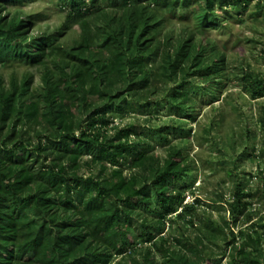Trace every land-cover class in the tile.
<instances>
[{"label": "trees", "instance_id": "1", "mask_svg": "<svg viewBox=\"0 0 264 264\" xmlns=\"http://www.w3.org/2000/svg\"><path fill=\"white\" fill-rule=\"evenodd\" d=\"M66 1L71 15L80 17L86 4L93 6L98 0ZM103 1L119 14L104 13L94 35H90L88 22L82 20L78 54L60 59L57 54L61 48L53 35L29 37L28 30L34 24L30 15L22 17L18 8H13V16L3 15L21 0H0V63L38 65L45 86L28 93L30 74L20 79L11 76L7 87L0 76V132L17 118L29 121L28 130L39 126L45 134V143L39 139L35 149H29L30 140L24 138L28 131L16 136L15 125L5 138L0 135V264H108L113 255L125 254L137 241H153L162 232L167 216H181L177 211L188 187L191 162L177 145L169 144L160 159L153 154L147 137L138 139V126L103 137L92 135L87 128L106 124L101 116L110 106L126 109L131 105L126 99L119 101V94L111 95L108 85L113 79L127 82L126 94L147 99L166 80L188 75L182 66L186 61H190L193 76L205 82L220 74V67H201L200 58L209 44L206 40L194 42L192 31L178 47L167 34L159 37L163 24L160 12L172 11L183 2L194 4L195 10L206 11L215 20V5L221 6L224 0ZM250 1L237 0L243 6ZM93 37L102 40L98 49ZM159 52L162 56L155 65ZM56 59L63 64L57 77L48 67V62L58 67ZM219 62L213 63L217 66ZM187 85L183 81L178 87ZM254 85L256 98L264 92V79H255ZM188 94L189 89L172 92L171 101H166L169 115L194 118L185 109ZM260 121L264 127V111ZM149 132L167 142L168 134L162 129ZM132 134L137 138L135 143L129 140ZM40 135L37 133V138ZM261 151L264 153V147ZM84 152L99 163L98 175L81 173L77 161ZM40 157L42 162L38 163ZM124 168L130 171L127 177ZM106 170H110L109 176L104 175ZM25 207L31 208V219L26 220ZM244 209L245 204L237 199L229 203L228 212L236 219ZM189 211L194 212V207ZM205 236L226 240L222 229L211 230L210 226ZM245 236L237 263L264 264L245 251L257 242L247 233ZM184 241L189 256L163 249L164 264L210 263L201 253L204 239L198 236ZM147 260L152 259L129 258L127 264H146Z\"/></svg>", "mask_w": 264, "mask_h": 264}, {"label": "rangeland", "instance_id": "2", "mask_svg": "<svg viewBox=\"0 0 264 264\" xmlns=\"http://www.w3.org/2000/svg\"><path fill=\"white\" fill-rule=\"evenodd\" d=\"M21 1V4L9 6L3 15L8 13L13 16V8H18L17 12L23 13L22 17L30 15L34 24L28 30L29 37L53 35L54 43L61 48L57 54L60 59L67 58L70 53L78 54L76 46L82 35V20L88 22L90 35H94L104 13L119 14V10L111 9L103 0H98L93 6L86 4L80 17L71 15V7L66 0ZM214 11L215 20L209 18L206 11L195 10L194 4L180 2L174 10L160 12L163 24L159 37L167 34L172 45L178 47L192 31L194 42L206 40L209 44L200 58L201 67H220V74L205 82L193 76L190 61H186L182 66L188 69V75L178 74L166 80L147 99L126 94L127 82L123 78L113 79L108 85L111 95L119 94V101L126 99L131 105L126 109L110 106L101 116L106 124L97 123L87 128L92 135L103 137L113 135L118 129L138 126V139L147 137L153 146V154L160 159L165 157L166 147L173 144L191 162L188 187L177 211L181 216H167L162 223V232L153 241H137L125 254L113 255L108 264H127L129 258H151L146 264H164L165 259L160 251L166 249L168 253L189 256L190 252L183 248L184 240H194L198 236L205 241L201 253L208 256L209 264H243L237 263L236 258L239 246L247 241L246 233L257 242L245 251L258 261H264V153L261 151L264 147V127L260 121L264 111V92L256 98L252 94L254 80L264 79V0H251L245 6L237 0H224L221 6L215 5ZM92 42L95 49L102 44V40L96 41L94 37ZM160 52L155 65L162 56ZM218 60L221 62L215 66L213 62ZM55 62L59 64L58 67L51 62H48V67L55 70L57 77L63 64L57 59ZM24 74L31 75L28 93L45 89L38 65L16 61L0 63V76L6 87L11 76L20 79ZM183 81L189 85L179 88ZM204 85L209 86L203 88ZM187 89L189 99L185 109L194 118L169 115L166 101H171L172 92ZM13 125L16 136L28 131L24 138L30 140L29 149H35L39 139L45 143V134L39 126L28 130L27 119L20 121L12 118L0 132L1 137L9 135ZM82 127L86 128V124L83 123ZM160 129L168 134L167 142H161L157 135L149 132ZM37 133H41L39 138ZM129 140L137 142L134 134L129 136ZM33 155L35 159V153ZM41 162L40 157L38 163ZM77 164L84 176H96L100 172L99 163L92 161L86 152L80 156ZM123 173L126 177L130 175L125 168ZM109 174L110 170L104 171V175ZM237 199L245 204V209L233 219L228 212L229 203ZM192 206L194 212L189 211ZM25 211L26 220L31 219V208L25 207ZM208 226L211 230L222 229L226 240H209L205 236Z\"/></svg>", "mask_w": 264, "mask_h": 264}]
</instances>
